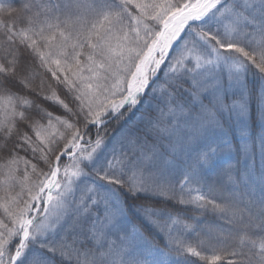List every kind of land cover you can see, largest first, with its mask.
<instances>
[{"label":"snow or ice","instance_id":"snow-or-ice-1","mask_svg":"<svg viewBox=\"0 0 264 264\" xmlns=\"http://www.w3.org/2000/svg\"><path fill=\"white\" fill-rule=\"evenodd\" d=\"M0 264H264V0H0Z\"/></svg>","mask_w":264,"mask_h":264},{"label":"trees","instance_id":"trees-1","mask_svg":"<svg viewBox=\"0 0 264 264\" xmlns=\"http://www.w3.org/2000/svg\"><path fill=\"white\" fill-rule=\"evenodd\" d=\"M6 2H7V0H6ZM55 111H57L58 113L60 112V110L59 109H54Z\"/></svg>","mask_w":264,"mask_h":264}]
</instances>
